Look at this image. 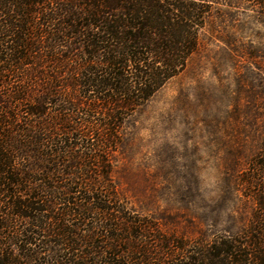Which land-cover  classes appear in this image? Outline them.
I'll return each mask as SVG.
<instances>
[{"label": "trees", "instance_id": "trees-1", "mask_svg": "<svg viewBox=\"0 0 264 264\" xmlns=\"http://www.w3.org/2000/svg\"><path fill=\"white\" fill-rule=\"evenodd\" d=\"M211 3L0 0V264H264V146L236 237L153 247L113 179L125 126L184 71Z\"/></svg>", "mask_w": 264, "mask_h": 264}, {"label": "rangeland", "instance_id": "rangeland-1", "mask_svg": "<svg viewBox=\"0 0 264 264\" xmlns=\"http://www.w3.org/2000/svg\"><path fill=\"white\" fill-rule=\"evenodd\" d=\"M197 52L129 120L113 179L159 239L236 237L257 204L243 182L264 146V17L212 0ZM253 192V193H252Z\"/></svg>", "mask_w": 264, "mask_h": 264}]
</instances>
